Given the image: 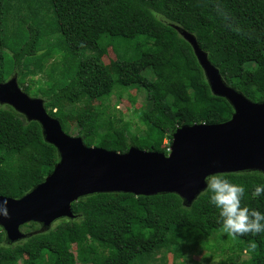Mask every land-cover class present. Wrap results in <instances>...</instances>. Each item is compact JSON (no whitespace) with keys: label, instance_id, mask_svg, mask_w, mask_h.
Instances as JSON below:
<instances>
[{"label":"trees","instance_id":"trees-1","mask_svg":"<svg viewBox=\"0 0 264 264\" xmlns=\"http://www.w3.org/2000/svg\"><path fill=\"white\" fill-rule=\"evenodd\" d=\"M175 27L196 38L227 84L264 102V0H0V82L17 74L22 90L40 94L67 134L72 127L62 104L100 99V109L77 112V136L89 147L125 153L134 145L168 154L165 140L171 144L177 127L222 123L233 115L228 101L212 94L193 47ZM107 48L121 52L127 64L117 74L102 59ZM48 59L63 66L60 78L50 70L45 81L27 83ZM131 86L144 89L150 103L133 111L144 126L138 133L116 106L106 105ZM57 161L39 123L0 105L1 196L21 198ZM208 180L191 205L176 194L102 193L72 203L76 218L16 244L6 243L0 227V264H73L76 255L82 264H134L156 241L179 248L216 228L230 240L220 248L224 253H247L241 264H264V174ZM39 228L29 223L22 230Z\"/></svg>","mask_w":264,"mask_h":264},{"label":"water","instance_id":"water-1","mask_svg":"<svg viewBox=\"0 0 264 264\" xmlns=\"http://www.w3.org/2000/svg\"><path fill=\"white\" fill-rule=\"evenodd\" d=\"M175 28L193 47L212 94L226 99L233 115L222 123L177 127L168 154L134 145L125 153L89 147L81 136L63 131L60 121L47 112L44 99L22 90L17 74L0 82V105H9L28 122L39 123L44 141L58 153L54 170L24 196L0 195V227L6 243L16 244L50 230L61 219L76 218L71 205L83 197L176 194L184 205H191L214 175L264 174V102L252 101L227 84L196 38ZM29 223L40 228L24 232L22 227Z\"/></svg>","mask_w":264,"mask_h":264},{"label":"rangeland","instance_id":"rangeland-1","mask_svg":"<svg viewBox=\"0 0 264 264\" xmlns=\"http://www.w3.org/2000/svg\"><path fill=\"white\" fill-rule=\"evenodd\" d=\"M15 26L16 20L11 21V27L14 28ZM1 59L2 56L0 55V63ZM102 59L107 69L113 74H117L127 66L123 54L116 50L114 51L112 48L103 50ZM50 70H55L54 75L59 79L61 71H63V66L59 62H55L53 59H48L45 61L42 68L34 70L33 73L31 72V74L26 77V82H43L47 79ZM147 76L150 79L153 78L152 73H148ZM28 94L32 98H42L34 89H31ZM120 94H122V97ZM130 96L134 97V102L130 100ZM146 96L147 94L144 89L137 86H131L127 88V90H117L106 105L110 107V109L116 106L117 111H119L116 112L117 115L119 116L120 113H122L124 120L131 122L132 131L138 133L144 130V126L140 123L138 117L133 115V111L139 108H147L150 105ZM102 104L103 102L100 99H92L86 103V105L62 104V108L66 111L67 119L72 127V132L69 131V135L77 136L75 125L78 120L77 112L81 108L92 112L96 109H100ZM165 144L170 147L168 140H165ZM23 231L25 232V230ZM225 234V230L216 228L212 236L198 237L193 238L191 241H184L179 248L173 246L170 242L156 241L153 243L150 251L138 254L133 261L134 264H241L243 260L248 258L247 253H224L223 250L220 249L221 247H224V245L227 246L230 243V240L224 239L223 236ZM213 244H217L216 248L213 247ZM210 245L213 248L207 247ZM74 252L76 253L75 247ZM18 264H21V262ZM46 264L52 263L47 261ZM73 264H82L77 255Z\"/></svg>","mask_w":264,"mask_h":264},{"label":"built area","instance_id":"built-area-1","mask_svg":"<svg viewBox=\"0 0 264 264\" xmlns=\"http://www.w3.org/2000/svg\"><path fill=\"white\" fill-rule=\"evenodd\" d=\"M170 148V147H169ZM168 148V152H170V149Z\"/></svg>","mask_w":264,"mask_h":264},{"label":"clouds","instance_id":"clouds-1","mask_svg":"<svg viewBox=\"0 0 264 264\" xmlns=\"http://www.w3.org/2000/svg\"><path fill=\"white\" fill-rule=\"evenodd\" d=\"M172 143V142H171ZM171 145V144H170ZM169 153V152H168Z\"/></svg>","mask_w":264,"mask_h":264}]
</instances>
